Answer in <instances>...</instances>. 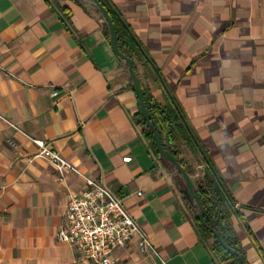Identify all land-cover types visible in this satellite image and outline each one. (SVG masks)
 <instances>
[{
    "label": "crops",
    "instance_id": "0c3cea01",
    "mask_svg": "<svg viewBox=\"0 0 264 264\" xmlns=\"http://www.w3.org/2000/svg\"><path fill=\"white\" fill-rule=\"evenodd\" d=\"M111 1L240 207L232 223L248 261L264 264V0ZM107 27L90 0H0V264H95L59 240L84 183L60 181L33 138L117 194L166 264H221L183 176L144 136ZM135 64L155 101L170 103L146 60ZM139 242L115 251V264H162Z\"/></svg>",
    "mask_w": 264,
    "mask_h": 264
},
{
    "label": "trees",
    "instance_id": "16d2710c",
    "mask_svg": "<svg viewBox=\"0 0 264 264\" xmlns=\"http://www.w3.org/2000/svg\"><path fill=\"white\" fill-rule=\"evenodd\" d=\"M99 1L109 11L114 20L121 53L133 59L134 63L141 61L143 57L146 60V64H149L153 69L154 79L162 84L170 97L171 102L162 106L155 101L150 90L143 86L146 107L160 130L164 148L176 156L179 164L190 176L195 175L196 165L205 166L203 177L196 180L194 185L195 191L203 205L206 225L211 230L216 231L230 249L240 254L245 261L250 264L247 259V254L243 249L241 239L233 227V217L237 216L240 219H244V216L240 209L235 208L237 202L233 198L230 189L192 129L182 107L176 100L173 92L167 86L161 73L155 66L148 51L136 33L125 21L124 17L111 0ZM106 33L110 37L108 27ZM135 70L137 72L136 64ZM137 75L139 76L138 72ZM142 122L145 124L147 123L144 119H142ZM154 130L155 128L152 126L151 129L149 127L143 133L155 153L160 156L155 144ZM187 151L195 158V163L187 158ZM195 222L202 236L213 240L211 250L215 258L221 262V264H243L238 255L229 252L223 247L214 237L213 233L201 224L199 218L196 217ZM259 249L261 248L259 247Z\"/></svg>",
    "mask_w": 264,
    "mask_h": 264
},
{
    "label": "built area",
    "instance_id": "2783aa9c",
    "mask_svg": "<svg viewBox=\"0 0 264 264\" xmlns=\"http://www.w3.org/2000/svg\"><path fill=\"white\" fill-rule=\"evenodd\" d=\"M58 96V92L54 93ZM14 129L15 125L9 123ZM38 148L35 158L47 161L55 168L60 181L73 174L84 183L80 194L71 193L66 211V227L59 233V240L78 249L86 259L95 264H115V251L140 237L139 249L151 257H157L166 264L148 236L124 205L123 200L108 188L103 181H97L67 160L49 144L32 139ZM142 193L139 192V196ZM239 209V206H235Z\"/></svg>",
    "mask_w": 264,
    "mask_h": 264
},
{
    "label": "water",
    "instance_id": "95a60500",
    "mask_svg": "<svg viewBox=\"0 0 264 264\" xmlns=\"http://www.w3.org/2000/svg\"><path fill=\"white\" fill-rule=\"evenodd\" d=\"M72 1H82V0H72ZM93 3H95L97 5V7L99 8V10L101 11V13L103 14V16L105 17V20L108 24V29H109V33H110V38H111V42H112V47L114 49V52L116 53V55H118L123 61H125L132 82L134 84L135 87V92L136 95L138 97L139 100V104H140V112L141 115L143 117V119L147 122V124L150 126V129L152 128V126H154L155 130H154V139H155V144L157 147V150L159 152V155L162 156L165 160L172 162L178 169L179 173L183 176L184 181L186 183V188L184 190V194L186 196V198L189 200L190 203L198 206L199 208V220L201 222V224L209 229L214 237L223 245V247L228 250L231 253H234L236 255H238L240 261L243 264H249L245 261V259L238 254L237 252L233 251L232 249H230L225 242L223 241V239L221 238V236L214 230H211L205 223V219H204V209H203V205L201 203V200L199 198V196L197 195L196 191H195V185L192 181L191 176L185 171V169L179 164L176 156L170 152L167 151L164 148L163 145V141H162V137H161V133L159 128L156 126L155 122L153 121V118L151 117L146 104H145V99H144V90H143V85H142V81L139 78V76L137 75V72L135 70V63L133 61V59H130L128 57H126L125 55H123L119 49V45H118V35H117V31H116V27H115V23L113 18L111 17L109 11L103 6V4L99 1V0H90Z\"/></svg>",
    "mask_w": 264,
    "mask_h": 264
},
{
    "label": "rangeland",
    "instance_id": "374dc122",
    "mask_svg": "<svg viewBox=\"0 0 264 264\" xmlns=\"http://www.w3.org/2000/svg\"><path fill=\"white\" fill-rule=\"evenodd\" d=\"M192 161L195 163V160L194 159H192ZM197 173H198V176H197V178L195 177V181L197 179H201L203 177V170L197 169Z\"/></svg>",
    "mask_w": 264,
    "mask_h": 264
}]
</instances>
